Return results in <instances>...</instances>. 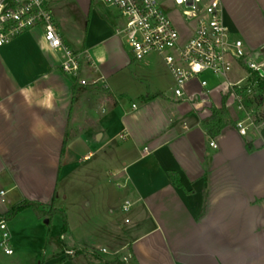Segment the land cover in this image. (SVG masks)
<instances>
[{
    "label": "crops",
    "instance_id": "1",
    "mask_svg": "<svg viewBox=\"0 0 264 264\" xmlns=\"http://www.w3.org/2000/svg\"><path fill=\"white\" fill-rule=\"evenodd\" d=\"M60 2L50 4L56 20ZM220 2L232 36L264 60V0ZM100 9L92 0L84 35L57 23L67 45L83 54L82 79H104L105 85L83 88L66 76L62 53L48 51L40 31L0 48V204L9 205H0V216L25 201L56 207L60 178L97 156L110 177L95 181L100 174L91 168L83 178L95 182L89 193L107 206L106 239L117 244L116 257H104L106 249L96 250L95 261L86 254L67 258L54 245L49 251L53 222L37 216L36 222H15L26 210L7 222L14 254L0 248V264H264V123L242 137L236 121L243 115L227 101L232 123L210 139L203 126L209 111L177 100L173 78L156 55L147 59L162 60L165 78L152 67L140 104L127 108L119 96H129L125 73L137 61L117 34L118 13L113 18ZM224 83L210 85L214 109L226 97ZM193 87L202 92L198 82ZM49 89L52 109L42 106ZM66 192L61 196L68 201ZM121 211L124 226L115 217ZM64 213V251L92 250L88 225L77 233Z\"/></svg>",
    "mask_w": 264,
    "mask_h": 264
},
{
    "label": "built area",
    "instance_id": "2",
    "mask_svg": "<svg viewBox=\"0 0 264 264\" xmlns=\"http://www.w3.org/2000/svg\"><path fill=\"white\" fill-rule=\"evenodd\" d=\"M52 1L0 0V48L26 34L40 31L46 49L62 53L60 67L66 76L83 88L105 85L104 79L92 82L82 79L83 54L67 45L51 11ZM97 1L117 11L122 20L117 34L123 38L136 61H144L154 55L163 59L173 78V92L179 102L191 103L210 113L213 106L208 98H213L214 93L207 75L212 74L217 79H224L221 91L228 97V105L243 115L236 121L242 137H248L250 129H258L264 123V90L260 87L264 81V60L248 54L244 43L232 36L223 22L220 0ZM167 3L181 10L182 29L170 19L165 8ZM235 67H239L246 77L232 82L230 75ZM195 82L202 92L194 91ZM120 139L124 141L126 137L121 136ZM211 147L217 148L215 141L211 142ZM1 194L4 196V192ZM130 207L127 202L123 209L128 211ZM10 244L8 223L0 219V248L7 256L14 254ZM102 253L107 251L102 250Z\"/></svg>",
    "mask_w": 264,
    "mask_h": 264
},
{
    "label": "rangeland",
    "instance_id": "3",
    "mask_svg": "<svg viewBox=\"0 0 264 264\" xmlns=\"http://www.w3.org/2000/svg\"><path fill=\"white\" fill-rule=\"evenodd\" d=\"M95 2L99 6V8H101V12L102 10H104L107 14L111 13V16L113 18L115 15H117V11L107 9L106 6L102 5L97 0H95ZM91 3L92 0H62L59 5V12L56 16L62 30L75 29L84 35L87 25L90 21L89 14ZM165 8L174 24L179 29H182L183 22L180 15L181 10L174 9L172 3H167ZM126 47L128 48V50H130L127 45ZM136 66H138L140 69H137ZM152 67H156V70L154 71L157 76L162 79L165 78L164 71L166 69H164L162 60L158 57H154L152 59H147L144 61H137L134 67L126 71L125 74H127L129 78L128 88L126 89L129 96H119V99L120 102H123V104H125L127 108H131L133 104H140V99L144 95L146 88L149 87V81L146 74H151ZM245 76L246 74L244 72L234 69V72H232L230 78L232 81H236L238 78H244ZM207 79L210 82V85L214 88L218 83L221 84L224 82V79H222L221 77L217 79L212 74H208ZM97 158L98 157L96 156L89 165L82 167L70 178H60L56 195V197L58 198L56 200V208L60 210L64 209L63 211L68 213L73 230L75 232H79L80 227L83 225V223L85 225H88L87 233L90 237L89 245L92 250L84 249L82 251H78L77 249L64 251L63 243L60 241V236L63 234V220L62 217L55 216L53 219H47L48 221L53 222L52 225L49 226V231H51L52 235V240L49 241V251L52 245H54L58 247L59 251H63L62 254H64V256L67 258L86 254L91 257V261H95L98 258V253L96 250L99 251L102 249H106V251L108 252V255H104V257L106 258L115 256L114 253L116 250H114V247H116L117 244L112 242V240L106 239L109 236V234H107L106 236L105 230L106 226L109 224L108 222H105V220L109 218L107 206L105 202L99 201L96 195L89 193V191L94 188L93 185L95 182H93L92 179L83 178L85 174L84 172H86V170H91V168H94L96 170V173L100 174L99 178L95 181L100 180V182H102L105 180V177H110L109 172L107 173L108 170L104 169L105 167L107 168L108 164L106 165V162L104 160H102V162L98 161ZM115 190H117L116 192L119 193L118 201L123 200V197L120 196V190L117 187L115 188ZM64 191H67L66 193L69 195L68 201L63 200L61 196ZM5 200L8 201V198H6ZM87 204H91V207H89ZM0 205L9 208L8 204ZM122 205L123 201L121 202L120 207H122ZM35 216L36 215L34 211L30 210L26 214L18 218L15 222H36ZM124 216L125 215L123 211H121L120 213L116 212L115 214V217L117 218L116 220L118 221L117 223H120L123 226L125 224ZM0 219H3V217L0 216ZM79 219L87 220L89 222H77ZM96 220L100 222H93ZM44 222H46V220H44ZM66 243H69V239L66 241ZM67 252H73L74 254L68 255Z\"/></svg>",
    "mask_w": 264,
    "mask_h": 264
},
{
    "label": "trees",
    "instance_id": "4",
    "mask_svg": "<svg viewBox=\"0 0 264 264\" xmlns=\"http://www.w3.org/2000/svg\"><path fill=\"white\" fill-rule=\"evenodd\" d=\"M248 74H250L253 77H257L256 74H254L251 71H248ZM260 87L262 90H264V81L261 83ZM227 101H228V97L226 96L223 98L222 107L220 109L211 108L209 117L203 120V126L205 127V130L207 131V134L210 137V139L220 136L222 131L232 123L230 120L229 111L226 108ZM171 178L173 183L176 185L177 184L176 177L174 175H171ZM26 210L34 211L38 219H44V218L53 219L55 216H60L62 217L63 220L64 229L67 227L66 214L60 211L59 209H57L54 206V204L45 206L40 203L25 201L20 205L12 208L4 215H1V217H3V219L7 222H11L18 215H20ZM115 263L124 264L119 261H116Z\"/></svg>",
    "mask_w": 264,
    "mask_h": 264
},
{
    "label": "clouds",
    "instance_id": "5",
    "mask_svg": "<svg viewBox=\"0 0 264 264\" xmlns=\"http://www.w3.org/2000/svg\"><path fill=\"white\" fill-rule=\"evenodd\" d=\"M53 96H54V93L50 89L46 90L45 101L42 103V106L47 109H52L53 105L51 101H52Z\"/></svg>",
    "mask_w": 264,
    "mask_h": 264
}]
</instances>
